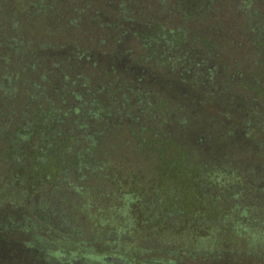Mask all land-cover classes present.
<instances>
[{
    "label": "rangeland",
    "instance_id": "374dc122",
    "mask_svg": "<svg viewBox=\"0 0 264 264\" xmlns=\"http://www.w3.org/2000/svg\"><path fill=\"white\" fill-rule=\"evenodd\" d=\"M248 3L252 4L247 7ZM100 7L123 13L124 8H133L135 19L119 23V30L112 31L105 43L96 40L79 46L95 58L97 69L104 66L96 76L91 67L77 71L88 80V91H82L84 99L98 102L106 117L120 121L121 126L135 120L134 127L147 128L143 134L132 130V136L121 132V142L107 148L111 156L97 155L90 160L93 165L108 169L113 177L112 189L119 195L129 194L142 204L140 207L139 202L131 203L126 211L115 206L112 218H103L101 224L92 223L88 237L98 242L106 254L102 264H115L113 259H122L125 264H158L160 259L176 261L170 264H218L212 256L219 250L221 239L224 248L264 250V238L248 235L255 230L256 223H241V227L252 229L245 233L237 223L228 220L231 214L235 215L234 205H250V200L255 201V194L264 186V0H81L67 5L65 17L79 18V9H83L85 14L100 16L108 24L118 22L120 18L109 19ZM214 7L215 12L211 13ZM256 7L259 14L253 13ZM206 11L207 17L203 19ZM193 13H200L194 17L196 20L189 18ZM236 29L246 30L245 36L236 37ZM150 35L152 40L155 36L160 40L157 48L152 40H149L151 48L147 46ZM68 40L46 35L45 51L53 54L55 47L68 48L72 43ZM113 59L120 64L112 67ZM105 68L109 71L107 77L103 74ZM132 87L138 89V94L128 91ZM126 94L128 102L124 99ZM69 97H65L66 102ZM31 108L28 107L29 113ZM256 117L259 122L253 121ZM58 131V145L54 151H47L54 156L65 148L61 143L79 138L74 127L62 125ZM189 131L195 136L189 138L186 135ZM210 131L221 142L227 144L232 140L230 145L234 143L235 147H231L230 155L198 156L192 140ZM234 135L242 139L235 140ZM74 147L82 151L87 143L80 141ZM101 148L99 145V152ZM209 161L216 167H211ZM70 162L75 165L78 160ZM219 168L225 169L224 181L215 172ZM32 169L36 171L35 167ZM181 169L185 174L182 175ZM219 178L226 182L225 186L219 185ZM256 187L259 189L255 190ZM262 195L254 206L261 221ZM219 197L222 199L219 213L206 215L208 209L218 206ZM53 199H45L46 210L68 217L66 206L63 208ZM6 201L0 197V202ZM182 209L185 212L182 223L160 226L159 221L166 218L173 222ZM14 213L24 222L26 214L20 207ZM205 218L209 223L222 222L224 227L219 232L212 230L204 225ZM196 228L200 231L193 234ZM181 251L186 255L179 256L180 261L175 258ZM263 253L260 251L257 256L262 258ZM198 256L205 257V261L200 263ZM243 263L241 260L240 264ZM235 264H239L238 259Z\"/></svg>",
    "mask_w": 264,
    "mask_h": 264
},
{
    "label": "trees",
    "instance_id": "16d2710c",
    "mask_svg": "<svg viewBox=\"0 0 264 264\" xmlns=\"http://www.w3.org/2000/svg\"><path fill=\"white\" fill-rule=\"evenodd\" d=\"M75 1L81 3V0H0V197L7 200V203L0 202V264H102L106 254L98 246V242L88 237V229L92 223L101 224L103 218L111 217L115 206L119 209L122 207L123 211L128 210L131 203L139 202L138 206H142L141 201L131 199L129 194L119 195L112 189L113 177L108 169L103 170L90 160L97 155L111 156L107 148H114L117 142H121V132H128L132 136V130L143 134L147 128L134 127L135 120L121 126L120 121L107 118L98 102L89 103L84 99L82 91H88V80L81 73L76 74L80 69V72L84 71V67H91L94 76L104 70V66L97 69L95 58L85 50H80L79 46L83 42L96 40L100 43L107 42L108 35L119 30V23L135 19V11L126 7L123 13L100 7L109 19L120 18L113 24L104 22L99 16L100 11L96 12L99 18L90 17L83 9H79V18H66L67 5L71 6ZM87 4L89 3L85 5ZM251 4L248 3L247 7ZM210 12H215V7ZM254 12L258 13L257 7L253 9ZM199 14L193 13L190 20H196L194 17ZM206 14L207 11L203 14V19L207 17ZM79 23L81 27L78 26ZM245 31L236 29L235 36L241 38L245 36ZM46 35L62 39L68 37L69 43H72L68 48H53L51 54L45 51L43 39ZM152 36L147 38L149 48ZM154 41L157 48L160 40H156L155 36L152 42ZM110 62L113 67L120 61L113 59ZM103 74L107 77L109 71L105 68ZM128 91L138 94L135 87ZM66 96H70L67 102ZM126 96L127 94L124 99ZM29 106L32 107V113L28 112ZM102 120L104 122H99ZM62 125L74 127L79 132V138H69L65 144L60 142L65 148L57 151V156H54L47 151H54V147L58 145L56 136L60 135L58 130ZM80 141L87 143L82 151L74 147ZM99 145L102 146L100 152L97 149ZM70 160L78 162L74 165ZM209 165L216 167L213 161H209ZM34 167L36 171L32 169ZM224 170L219 168L215 172L222 178ZM181 172L182 175L185 174L182 169ZM220 178L219 185L225 186L226 182L220 181ZM222 180H226V177L223 176ZM242 194L243 190L239 196ZM258 194L263 196L264 186L255 194L256 200H250V205H234L235 215L231 214L228 220L240 227L244 221L254 222V231L249 227L241 229L245 233L248 228L251 229L248 235L253 238H264V220L258 218L254 207L255 202L261 201L258 200ZM51 197L60 202L63 208L66 206L68 217L57 211L50 213L46 210L43 203ZM216 200L218 206L208 209L206 215L219 213L222 199L219 197ZM117 202L122 205H114ZM19 207L27 215L24 222H20L14 213ZM139 211L141 212L140 209ZM177 216L173 222L167 218L159 221L160 226L179 225V221L182 223V218H185L184 210H179ZM136 217L134 215L135 221ZM207 221L205 218L204 225L212 230L218 231L224 227L222 222H212L214 224L209 225L212 223ZM198 231L200 229L196 228L193 234ZM211 234L214 235V231ZM223 243L221 239L220 244ZM221 245L212 256V260L218 264H235L236 259L239 264L241 260L243 264L251 263L252 260L264 264V256H257L260 251H264L262 248L236 251ZM179 252L175 259L181 261L179 256H185L186 253L181 251L179 255ZM204 259L205 257L198 256L200 263ZM173 262L160 259L158 264Z\"/></svg>",
    "mask_w": 264,
    "mask_h": 264
},
{
    "label": "flooded vegetation",
    "instance_id": "af4514ba",
    "mask_svg": "<svg viewBox=\"0 0 264 264\" xmlns=\"http://www.w3.org/2000/svg\"><path fill=\"white\" fill-rule=\"evenodd\" d=\"M253 121L259 122L260 119H258V117H256V118H253ZM246 128H248V127H246ZM237 131L239 132L240 129H238ZM212 132L213 131H210L207 134L198 136L192 140L193 142L191 143V145H193L195 147V149L197 150L198 156L202 155V156H204V158H206L207 156L216 154L218 157L223 156L225 158L226 155H230L229 152H230V150H232L231 147H235L234 143H232L230 145L232 140H229L228 143L226 144V141L221 142L218 138L214 137V134ZM240 132H241V134L243 133L242 130ZM246 133H247L246 130H244V134H246ZM235 134H237V133H235ZM186 135L189 138H191V137L195 136V133H192V131H189V133H186ZM245 137H247V136H243V138H245ZM240 138H241L240 135L239 136L234 135L233 139L239 141L242 139V138L241 139ZM199 140H201V141H199ZM249 165H251V164H249ZM250 169H251L250 167H247V170H250ZM113 262L115 264H125V261L122 259H113Z\"/></svg>",
    "mask_w": 264,
    "mask_h": 264
}]
</instances>
